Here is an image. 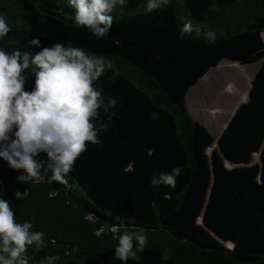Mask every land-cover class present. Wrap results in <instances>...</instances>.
Instances as JSON below:
<instances>
[{
	"label": "trees",
	"instance_id": "trees-1",
	"mask_svg": "<svg viewBox=\"0 0 264 264\" xmlns=\"http://www.w3.org/2000/svg\"><path fill=\"white\" fill-rule=\"evenodd\" d=\"M146 6L147 0L117 5L113 27L98 39L76 26L69 0H0V15L12 28L0 38V48L34 53L55 43L83 48L112 63L95 86L106 101H118L108 113L99 110L95 123L108 127L98 133L99 144L88 143L67 185L49 183L47 176L18 182L24 170L10 169L0 158V195L11 203L17 222L30 220L33 230L46 233V247H29L30 264L49 255L60 256L56 264H124L115 257L118 241L111 229L134 226L145 228L149 241L138 253L139 264H264V42L259 35L264 0H170L151 13ZM189 20L194 29L203 28L181 38L179 30ZM209 28L215 33L211 42L205 38ZM37 37L40 47L31 44ZM225 60L243 66L261 62L248 100L218 139L222 152L214 159L223 207L243 225L234 248L188 230L207 193L205 152L214 139L190 112L187 96ZM26 74L25 88L31 91L35 76L31 69ZM150 113L158 118L150 119ZM39 158L48 159L46 153ZM177 166L182 172L174 188L151 185L154 176ZM26 189L27 197L17 199L15 192ZM181 210L184 231L173 222ZM165 249L171 259H161Z\"/></svg>",
	"mask_w": 264,
	"mask_h": 264
},
{
	"label": "clouds",
	"instance_id": "clouds-1",
	"mask_svg": "<svg viewBox=\"0 0 264 264\" xmlns=\"http://www.w3.org/2000/svg\"><path fill=\"white\" fill-rule=\"evenodd\" d=\"M169 2L147 0L145 11L151 13ZM69 3L75 9L76 26L86 27L100 39L113 27L114 8L124 6L126 0H69ZM202 28L203 25H197L194 29L189 20L180 28L179 35L183 38L194 30L199 33ZM11 30L6 17L0 15V38ZM259 35L264 42V31ZM205 38L211 42L215 33L209 28ZM31 44L40 47L41 41L33 38ZM112 67L103 57L62 43L42 47L35 53L0 48V158L10 169L24 170L25 174L16 177L18 182L33 179L40 182L47 176L49 183L68 184L76 160L87 150L88 143H100L98 133L108 127L106 123L99 126L95 123L99 110L108 113L118 103L115 98L106 101L103 89L95 86V81ZM28 69L35 76L31 91L25 88ZM149 116L157 119L158 113ZM41 153H46L48 159H40ZM181 172L182 168L177 166L170 173L154 176L150 183L154 187L174 188ZM27 195V189L15 192L17 199L24 200ZM111 231L118 241L115 257L124 264L129 259L139 264L138 253L149 243L146 229L125 227L121 232L113 227ZM45 236V232L33 230L32 221L17 222L11 203L0 195V264H30L26 255L29 247L35 250L46 247ZM59 259V255H49L39 264H56ZM161 259H171L170 250L165 249Z\"/></svg>",
	"mask_w": 264,
	"mask_h": 264
},
{
	"label": "rangeland",
	"instance_id": "rangeland-1",
	"mask_svg": "<svg viewBox=\"0 0 264 264\" xmlns=\"http://www.w3.org/2000/svg\"><path fill=\"white\" fill-rule=\"evenodd\" d=\"M260 64L261 62L243 66L238 62L225 60L199 80L187 97L190 112L214 139L211 148L205 152V159L210 168L207 193L204 200H201L195 222L188 230L205 241L232 248L241 241L243 225L239 218L230 213L228 215L223 207L222 191L216 182L214 159L219 152L218 139L238 107L247 101L250 85L252 86L253 77ZM181 212L183 211L173 216V222L184 231L179 225Z\"/></svg>",
	"mask_w": 264,
	"mask_h": 264
},
{
	"label": "water",
	"instance_id": "water-1",
	"mask_svg": "<svg viewBox=\"0 0 264 264\" xmlns=\"http://www.w3.org/2000/svg\"><path fill=\"white\" fill-rule=\"evenodd\" d=\"M217 146H218V151L220 152H222V149H221V145H220V143L219 142H217Z\"/></svg>",
	"mask_w": 264,
	"mask_h": 264
},
{
	"label": "crops",
	"instance_id": "crops-1",
	"mask_svg": "<svg viewBox=\"0 0 264 264\" xmlns=\"http://www.w3.org/2000/svg\"><path fill=\"white\" fill-rule=\"evenodd\" d=\"M238 64H239V63H238ZM215 68H216V67H215ZM259 68H260V67H259ZM213 69H214V68H213ZM213 69H212V70H213ZM210 72H211V71H210ZM255 75H256V74H255ZM255 75H254V77H255ZM254 77H253V79H254ZM252 81H253V80H252ZM195 86H196V85H195ZM195 86H194V87H195ZM250 87H251V85H250ZM187 97H188V96H187ZM247 100H248V99H247ZM189 110H190V109H189Z\"/></svg>",
	"mask_w": 264,
	"mask_h": 264
}]
</instances>
